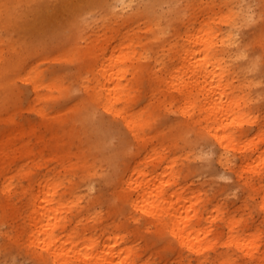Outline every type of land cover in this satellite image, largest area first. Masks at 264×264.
Instances as JSON below:
<instances>
[{
	"label": "bare ground",
	"instance_id": "6f19581e",
	"mask_svg": "<svg viewBox=\"0 0 264 264\" xmlns=\"http://www.w3.org/2000/svg\"><path fill=\"white\" fill-rule=\"evenodd\" d=\"M167 1L143 0L151 13L146 16V23L138 28L131 23L139 14L144 18V13L132 11L125 14V8L130 6L129 0H0V30L10 34L7 44L11 49H14L12 42L17 46H29L39 45L44 40L53 44L58 41L54 59L66 63L64 69L44 79L35 66L38 60L36 56L14 60L13 50L7 56L0 52V107L13 101L15 80H21L31 85L37 102L63 98L71 103L64 107V112L59 110L53 115H47L43 108L37 110L43 120L52 119L47 128L53 137L77 136L79 128L85 137V148H89L98 146L101 128L118 131L117 122L121 123L130 138L129 148L122 160L112 194L117 203L110 205V216L118 218L123 215L127 220L134 221L137 228L138 218L133 215L139 211L140 219L144 217L148 221L142 229L137 228L136 234L143 229L149 231L148 226H152L156 240H166L164 252L177 254L187 249L201 254L215 245L209 238L214 229L202 230L200 226L207 203L199 194L186 193L182 182L185 167L180 165L174 169V159L165 162L167 156L156 152L157 142L154 145L148 143L158 141L157 144L161 142L162 145L168 142L170 148H176L178 141H181L184 146L195 148L200 140L210 139L211 144L219 148L218 163L228 168L229 158L223 154L230 150L237 151L241 159L240 175L237 173V176L241 179L242 173L250 174L254 182L248 187L249 198H260L257 209L264 213V148H260L264 133L249 137L244 130V124L252 119L248 112L250 106L254 107L255 104L251 102L256 101L247 92L262 85V81L252 76L257 73L264 75V18L252 32V29L246 28H251L257 21L253 19L247 3L243 4L241 16L232 14V11L215 10L220 2L230 6L226 0H211V4L205 5H202L203 0H189L191 17L185 19L181 26H173V34L166 37L151 7L161 6ZM91 8L106 13L101 18L102 32L78 35L82 44L72 45L70 41L76 35L66 36L70 26L66 27L64 18H69L73 27L80 25L83 19L81 14ZM55 11L63 18L57 20L54 28H46L40 34L33 23L40 17H50ZM112 21L119 25H111ZM216 23L226 25L227 29H215ZM234 28L247 31L243 45L235 42ZM18 29L21 33L14 39L13 34ZM244 48L251 50V54L246 55ZM153 57L152 65L150 61ZM234 62L238 65L231 68ZM71 66L76 70L73 71ZM66 76L81 82L79 87L83 94L78 95V87V92L72 95V88L63 81ZM143 78L148 80L149 95L140 107L137 104L141 96L137 90ZM242 89L247 92L244 93ZM53 93H57V96L53 97ZM166 104L170 107L175 105L182 119L155 125L153 113ZM99 112L103 114V119L98 118ZM11 118L8 116V119ZM64 125H70V128L65 130ZM236 128L237 135L234 137L233 129ZM190 129L194 132L193 139L184 134V130ZM168 132L169 136L166 135ZM22 147L29 158L31 147ZM67 147L63 145L62 150L65 151L61 152L65 154ZM10 150L8 139L0 137V207L3 210L12 208L11 214L14 216L20 215L25 208L27 221L22 223L19 231L25 235L28 241L26 243L25 240L26 245L32 247L28 250L25 246L27 252L42 263L52 264H71V258L74 259L72 264H148V261L139 259L141 254H137L135 246H120L124 237L120 229L126 226H117L115 222L111 234L105 236L102 249L98 250L100 242L93 238L90 230L101 229L102 223L83 225L80 210L73 213L79 200L75 189L77 184L91 191L93 182L98 179L95 165L87 162L84 154L76 155L75 163L65 168L66 175L62 179H59V175L30 177L28 171L24 172L27 185L21 186V194H25L27 199L21 208L11 201L10 177H5L9 166L6 161L11 159L8 154ZM59 162L61 166L64 164L63 157ZM146 165L151 166L150 173L145 171ZM248 180H243L244 185L249 184ZM63 183L68 184L64 191L61 190ZM94 198L92 202L98 197ZM73 199L76 200L75 204ZM122 205L126 206V210L117 212ZM218 210L219 207L213 205L209 219H215ZM241 222L240 218L228 217L223 221L222 232L216 237L224 239L222 243L231 252L242 251L252 258L260 248L259 236L242 233ZM152 244L146 241L141 251L147 252ZM224 259L219 264H231L230 255L226 254Z\"/></svg>",
	"mask_w": 264,
	"mask_h": 264
},
{
	"label": "rangeland",
	"instance_id": "374dc122",
	"mask_svg": "<svg viewBox=\"0 0 264 264\" xmlns=\"http://www.w3.org/2000/svg\"><path fill=\"white\" fill-rule=\"evenodd\" d=\"M129 1L130 6L125 8L124 13L128 14L132 11L143 12L144 18L139 14L138 17L135 16V22L131 23L135 27H142L144 22L146 23V16L151 12L147 9V4L143 3V0ZM214 1L219 2V0ZM226 1L231 5L225 6L220 2L218 6H215V10L217 12L222 11L226 13H231L232 11V14L235 13L243 16V4L247 3L254 17L253 19L257 22L255 23L254 21V26L246 29H252L253 32L255 30V25L262 22V19L264 18V0ZM188 2L189 0H168L166 4L151 7V11L155 10V19L160 23L162 30H165L164 33H166V37L173 34V26H181V23H183L185 19L191 17L192 12L189 11ZM208 3L211 4V0H203L202 5ZM81 15H83L82 21L84 22L82 23L81 21L80 25L76 24L74 27L71 26L69 18H64L66 27L70 26L69 31H66V36L71 37L72 35H76V38L73 37L74 39L70 41L72 42V45L75 43L82 44L78 35H83L84 33L92 34L95 31H98V33L102 32L101 29L103 23H101V18L105 16L106 13L97 8H91ZM157 16H159V18H156ZM62 18V15L55 11L50 17L44 16L38 18L33 25L40 34H43L46 28H54ZM25 21L28 22L26 19ZM111 25L118 26L119 24L115 25L113 23ZM214 28L219 29L220 31L227 29L226 25L222 23H216ZM19 33H21V30H16L13 34V38L16 39ZM246 34L247 31L245 29L234 28L233 36L235 42L239 43V45H243L245 40L244 36ZM0 37V52L4 56H7V54L10 53V50H13L14 53L12 52V59L14 60L23 59V57L25 58L28 56L37 57L38 60L35 66L37 70L41 72V78H50L53 74L66 67L65 62L54 59V54L56 53L55 48L59 45L58 41L53 44L43 38L44 41L39 45L30 44L29 46H17L12 42L14 49H11L7 44V41L10 39V34L6 33L4 30H0ZM25 39L29 40L28 38ZM71 39L72 38H70V40ZM60 43L61 45H67L62 42ZM244 52L246 55L251 54V50L247 48H244ZM157 59L160 60L159 57ZM165 60H167L168 64V59L165 58ZM150 62H152V65L154 64V57ZM237 65V62H234L231 65V68H234V66ZM71 68L73 71L76 70L73 66H71ZM248 76L249 75L246 77ZM252 77L253 79L262 81V85L249 92L242 89L244 93H248L250 98L256 100L251 102L254 103L255 106H250L248 112L252 119L244 124V130L247 131L245 134L249 137L256 133H264V75L262 73H257ZM248 79H251V77H248ZM15 81L13 101L0 107V137H2V139H8V142L10 143L11 150L8 154L11 159L6 161L9 166L6 169L5 177H10L9 194L12 197L11 201L16 204V207L21 206L22 208L27 199L25 194H21V186L25 187L27 185V181L23 177L24 172L28 171L30 177L36 176L41 178L44 175V177L59 175V179H62L66 175L65 168L70 166V164L75 163L76 155L84 154L86 161L93 166L95 165L94 168L98 172V179L93 182V189L91 191H88L84 185L77 184L75 189L77 190L76 195L79 200L77 208L75 206L73 208V213L80 210V219L83 220V225H100V223H102L103 227L101 229L98 227L97 229L90 230V234H92L93 238H96L100 242L98 250L102 249L101 246L105 236L111 234L112 229L115 227L114 225H116L115 222H117V226H120L121 224L126 226V228L120 229V234L124 235L123 240L120 242V246L123 247L124 244L135 246L134 249L137 254H141L139 259L142 261H148V264H219L221 260H225L224 256L226 254L230 255L231 264H264V213H260L257 209V202L260 198H249L248 187L252 186V183L254 182L252 181V178L249 177L250 174L242 173L243 177H240L241 179H239V170H241L239 166L241 159L239 157L240 154L237 151L234 152L233 150H230L228 153L223 154L224 157L227 156L229 158L230 162L228 163L230 168H228L226 165L222 166L218 163L219 148L216 144H211L210 139L205 141L200 140L198 144L194 146L195 148L192 146H184L181 141H178V147L176 148H170L168 142H164L162 145L160 142V145H158V141H149V145H154L157 142L155 144L157 145L156 152L167 156L165 162L174 159L176 162L174 169H178L180 165L185 167L186 172L184 171L185 174L182 182L187 191L186 193L199 194L207 203L204 209V218L200 224L201 229H214V231L209 234V238L215 242L212 249L205 250L201 254H197L196 252L187 249H182L178 251L177 254H175L176 252L172 253V251L164 252L163 246H165L166 240H156V236L154 235L155 231L152 233L154 227L148 226L149 231L143 229L140 234L135 233L137 228L142 229L148 221V218L142 216V219H140L139 211L134 212L133 215L134 218H138L137 223H139V225L137 228L134 221L127 220L123 215H120L118 218L110 216V205L117 203L116 198L112 194L116 187L122 160L124 159L125 152H127V149L129 148L128 140L130 138L125 127L117 122L119 124L118 131L113 130V132H110L111 129L101 128L99 130L98 146L96 145L89 148L88 146L85 148V137H83L81 132L82 129L79 128H77V136L68 137L65 135H55V137H53L50 135V131L47 128L49 120L52 121V119L49 118L43 120L38 115L37 110L43 108L47 115H53L56 112H59V110L64 112V107L67 108L71 103L63 98L37 102L34 100L35 95L28 82H22L21 80ZM63 81L66 85L68 84L70 88H72V95L78 92L77 88L81 83L79 80L75 81L70 76H66L65 79L63 78ZM79 89L80 92L78 95L83 94L80 87ZM147 90L148 80L143 78L141 79L139 89L137 90V92H139L138 94L141 96V101L138 102L137 106L142 107L144 105L146 97L149 95ZM52 96L56 97L57 93H53ZM175 105L170 107L169 104H166L165 106H162L161 109L154 112L152 116L153 123L158 125L167 122L173 123L180 121L182 118L176 110ZM8 116H11L12 118L8 119ZM97 116L98 118L101 117V119L104 118L103 114L100 112ZM202 124L204 123L202 122ZM60 128L62 129L61 126ZM64 128L67 130L70 128V125H66ZM107 129L108 131L106 132ZM236 131L237 128L233 129L234 137L237 135ZM184 134L188 136L189 139L194 138V132L192 129L184 130ZM166 135L169 136L170 133L168 132ZM166 135H164L165 138H167ZM261 142H263L260 146L262 149L264 148V137ZM22 145L31 147L30 150L32 154L29 158H27L23 147L20 148ZM63 145L68 146V150L65 154L61 152L65 151L62 150ZM55 147L58 148V150H54ZM186 154L188 155L187 158ZM142 156L143 153L140 157ZM62 157L64 159V164L61 166L59 159ZM150 167V165H146L145 171L147 173H150ZM234 170L236 173H234ZM161 171L162 170H159V172ZM237 173L239 174L238 176ZM246 178L249 179L248 185H244L243 183V180H246ZM5 183L8 182L5 181ZM67 186L68 184L63 183L61 185V190H66ZM94 197H98V201L95 200V202H92L95 199ZM73 203H76L75 199H73ZM213 205L218 206L219 210L215 213V219L211 220L209 217ZM122 206L124 208H117L116 211H125L126 206ZM22 210L23 211H21L20 215L14 216L11 214V211L13 213L12 208L3 210L0 207V264H52L51 262L42 263L26 251L27 249L25 246H27L28 250H31L32 247L26 245L28 241L25 235H22L19 231V227L23 225L22 223L27 221L26 210L25 208ZM228 217L242 219V229L240 230L242 233L248 232L259 236L258 245H260V248L258 253L253 255L254 257L249 258L245 256L242 251L231 252L230 249L222 243L224 239H218V237H216L222 232L224 225L223 221ZM55 233L58 235V232ZM146 241H150L153 244L151 248L144 253L141 251V248ZM72 260L74 259H70L71 264Z\"/></svg>",
	"mask_w": 264,
	"mask_h": 264
}]
</instances>
